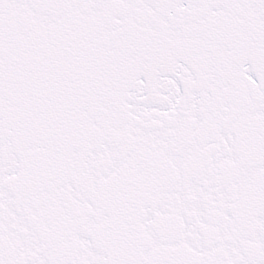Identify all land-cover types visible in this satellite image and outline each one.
I'll use <instances>...</instances> for the list:
<instances>
[{"label": "snow or ice", "instance_id": "6c2138e0", "mask_svg": "<svg viewBox=\"0 0 264 264\" xmlns=\"http://www.w3.org/2000/svg\"><path fill=\"white\" fill-rule=\"evenodd\" d=\"M0 264H264V0H0Z\"/></svg>", "mask_w": 264, "mask_h": 264}]
</instances>
